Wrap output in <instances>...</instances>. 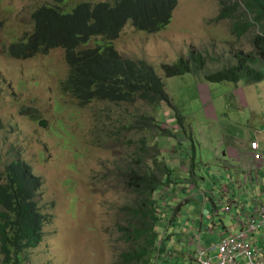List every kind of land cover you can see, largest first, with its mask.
<instances>
[{
    "label": "rangeland",
    "instance_id": "374dc122",
    "mask_svg": "<svg viewBox=\"0 0 264 264\" xmlns=\"http://www.w3.org/2000/svg\"><path fill=\"white\" fill-rule=\"evenodd\" d=\"M82 1L112 0H0V171L16 157L27 163L42 180L40 199L46 204L47 216L42 243L26 252L21 264H129L123 254L140 241L134 235L126 237L124 228L130 230L129 209L145 202L141 200L145 192L130 187L128 179L144 160L140 155L145 152L137 149L142 140L152 146L146 158L150 172L157 165L162 172L170 170L169 183L153 194L159 218L154 227L165 250L160 255L149 252L152 261L197 264L192 236H200L207 247L215 246L220 231L232 230L230 218L247 213L236 208L225 213L226 198L215 195L210 199L199 193L202 185L195 172L204 173V167L198 163L221 168L224 185H230L236 180L230 164L239 168L241 161L238 164L225 157L228 167L217 165L220 133L226 130L239 138L241 142H234L237 148L246 146L255 131L264 133L259 121L264 119V83L248 78L211 82L205 79V72L236 65L240 51L242 57L254 59L256 32L252 30L250 38H238L230 29V20H211L220 11L219 0H177L165 29L148 33L127 22L111 41L120 56L145 60L154 68L169 101L152 103L138 98L135 103L94 100L79 105L59 88L68 69L63 48L15 58L8 46L30 33L32 12L38 6L60 3L67 12ZM105 43L98 35L86 45ZM191 51L207 55L204 69L166 76L167 69L181 57L188 58ZM258 69L264 74V66ZM201 84L208 85L219 112H227L220 115L219 123L205 116L199 98ZM237 87L242 88L235 94ZM177 114L185 117L182 128L173 126L179 120L167 119ZM140 115L154 120L145 128L128 129ZM40 120L45 126L38 124ZM255 138L261 144L262 136ZM238 156L242 159L244 154ZM240 168L241 175L249 171L246 165ZM2 260L0 254V264Z\"/></svg>",
    "mask_w": 264,
    "mask_h": 264
},
{
    "label": "trees",
    "instance_id": "16d2710c",
    "mask_svg": "<svg viewBox=\"0 0 264 264\" xmlns=\"http://www.w3.org/2000/svg\"><path fill=\"white\" fill-rule=\"evenodd\" d=\"M64 1L65 0H57ZM177 0H112L74 4L64 12L59 4L38 6L32 12L33 28L26 37L14 39L8 46V53L15 58H28L37 53H47L50 49H64L68 66L59 88L73 96L80 105L94 100L115 103H135L138 98L149 102L169 101L162 78L145 60L120 56L109 44L117 38L124 25L129 22L135 29L154 33L165 29L172 21V11ZM221 4L217 16L211 20L229 19L231 30L241 37L253 39L254 59L236 54L238 63L205 73L211 82L250 79L254 83L264 80L260 68L264 66V0H219ZM102 36L110 41L103 45L87 47L85 44L93 36ZM241 53V54H240ZM206 57V58H205ZM194 54L181 57L172 68H166V76L182 75L186 72L198 73L206 66L207 55ZM154 118L140 115L129 128H145ZM152 147V146H151ZM150 146L145 140L137 149L145 152L140 155L142 164L133 169L128 184L137 192H145L142 205L129 209L130 230L125 229L126 237L134 235L138 243L132 251L123 254L129 264H155L149 254L160 255L165 250L154 222L158 200L154 192L169 183V168L162 172L157 165L154 172L146 161ZM1 159V157H0ZM143 165V167H142ZM138 169H140L138 171ZM159 172V174H158ZM162 173L167 177H162ZM42 180L31 167L13 158L0 171V254L2 264H21L23 255L37 248L43 241V228L47 220L44 213L46 204L40 199ZM159 242V244H157ZM142 243V247L140 244Z\"/></svg>",
    "mask_w": 264,
    "mask_h": 264
},
{
    "label": "built area",
    "instance_id": "2783aa9c",
    "mask_svg": "<svg viewBox=\"0 0 264 264\" xmlns=\"http://www.w3.org/2000/svg\"><path fill=\"white\" fill-rule=\"evenodd\" d=\"M249 156L256 163L263 160L258 140L250 142ZM239 184L243 193L250 187H259L258 192L251 193L249 206L242 203L239 195H233V186L221 191L222 196L228 198L229 202L225 207V213L232 212L233 208L247 210L244 217L239 215L232 217L239 230L219 232V242L212 247L203 245L200 236L195 237L193 243H196V248L193 258L197 264H264V177L258 171L249 170L245 172ZM208 228L213 231L211 226Z\"/></svg>",
    "mask_w": 264,
    "mask_h": 264
},
{
    "label": "crops",
    "instance_id": "0c3cea01",
    "mask_svg": "<svg viewBox=\"0 0 264 264\" xmlns=\"http://www.w3.org/2000/svg\"><path fill=\"white\" fill-rule=\"evenodd\" d=\"M260 83H264V80L261 81ZM254 85V84H251ZM243 86V85H242ZM242 87H237L235 89V94L241 90ZM200 101L202 102L204 108H205V116L207 118H210L212 121L219 123L220 122V115H225L227 112L221 111L219 112L217 105L212 102L215 101V96L213 94H211V92H209V87L206 84H201L200 85V95H199ZM178 115L174 116L177 118ZM180 118H185L183 115H179ZM259 121H261L264 125V119H260ZM200 124H202V121H199ZM221 138L218 140L219 141V146H218V151L216 152V163L218 166H225L226 168L228 167V163L227 160L225 159V157H228L230 160H235L236 163L239 164L240 163V167L248 166V162L250 161V158L246 155L247 150H248V146L249 143L252 139H256L255 136L256 135H261L262 136V141H261V147H262V154H263V160L258 164L260 166V174L262 177H264V133L260 134L258 133V131H255L253 133V138L247 142V145H242L239 146L237 148V146L234 144V142H241V140L239 138H236L234 136H231L230 134H228L226 132V130H224L223 132L220 133ZM247 136H249V133L245 134ZM258 140V139H257ZM243 147H245V149H243ZM223 148V150H222ZM239 154H244L243 158L240 159L239 158ZM246 158H247V162H246ZM199 165H202L204 167V173L200 172V173H196V178L201 182V187L199 190V193L201 192L203 194L204 191L207 192V194L209 195L210 199H212L215 195L219 196V190L221 188V186H225L224 185V176L221 173V168L219 169V167H217V169H212L211 165L207 162L204 161H200L198 163ZM197 165V164H196ZM230 166L232 168H235L234 170V176L236 177V185L233 187V191L234 194L233 195H239L240 199L242 201V203L248 202L250 199V195L252 192H258L259 187L258 186H254V187H250L248 191H246L245 193H243L242 189H240V184L239 182L241 181L244 173H242V175L240 174V170L241 168L230 164ZM254 188H256V190H254ZM219 189V190H217ZM232 195V197H234ZM224 198V197H223ZM230 198V197H229ZM228 199V198H226ZM207 202V201H206ZM233 223L234 226L232 227V230H223V231H227V232H236L239 230V227L235 224V221L233 218H230ZM219 231V230H218Z\"/></svg>",
    "mask_w": 264,
    "mask_h": 264
},
{
    "label": "clouds",
    "instance_id": "9594fccd",
    "mask_svg": "<svg viewBox=\"0 0 264 264\" xmlns=\"http://www.w3.org/2000/svg\"><path fill=\"white\" fill-rule=\"evenodd\" d=\"M47 5V4H46ZM219 13V12H218ZM218 15V14H217ZM216 15V16H217ZM220 20H224V19H220ZM227 20H229V19H227ZM230 22V21H229ZM230 24H231V22H230ZM32 28H33V26H32ZM31 32V31H30ZM26 37V36H25ZM24 38V37H23ZM110 41H107L106 40V43H109ZM109 44H112L111 42L109 43ZM85 46H87L86 44H85ZM96 46H98V45H96ZM87 47H90V46H87ZM114 47V46H113ZM34 56V55H33ZM225 67V66H224ZM219 70V69H218ZM214 71H216V70H214ZM210 72H212V71H210ZM67 73V72H66ZM205 73H207V72H205ZM61 81V80H60ZM246 82V81H245ZM60 83V82H59ZM78 102V101H77ZM91 103V102H90ZM79 104V103H78ZM89 104V103H88ZM80 105V104H79ZM87 105V104H86ZM178 115V114H177ZM167 119H172L173 120V122H176V120H179V124H180V126H179V124L177 123V124H174L173 126H176L177 128H182L183 126H184V124H183V120H182V118H180V116L178 115L177 116V118L176 117H169V118H167ZM252 140H257V139H252ZM251 140V141H252ZM250 141V142H251ZM260 143V142H259ZM250 144V143H249ZM260 147H261V144H260ZM261 152H262V148H261ZM246 155L250 158V161L248 162V166L246 167L248 170H250V171H258L259 172V174H260V169L257 167H250V164H253V165H255L256 166V164H259V163H256V162H253L252 161V158L249 156V146H248V150H247V153H246ZM263 155V154H262ZM244 174H245V171L243 172ZM236 185V182H235V180L234 179H232V181H231V184L230 185H225V186H221V188H220V190H219V195L220 196H222V194H221V191L222 190H224L226 187H234ZM205 195H207L208 197H209V195L207 194V192L206 191H204L203 192V197L205 196ZM223 197V196H222ZM210 198V197H209ZM204 201H207L206 199L204 200ZM220 232H223V231H220ZM192 238H193V240H194V236H192Z\"/></svg>",
    "mask_w": 264,
    "mask_h": 264
},
{
    "label": "water",
    "instance_id": "95a60500",
    "mask_svg": "<svg viewBox=\"0 0 264 264\" xmlns=\"http://www.w3.org/2000/svg\"><path fill=\"white\" fill-rule=\"evenodd\" d=\"M38 124L43 127V126H45V121L44 120H40Z\"/></svg>",
    "mask_w": 264,
    "mask_h": 264
}]
</instances>
